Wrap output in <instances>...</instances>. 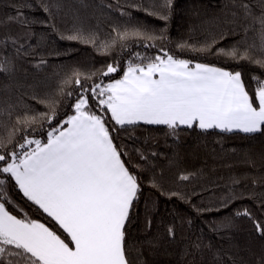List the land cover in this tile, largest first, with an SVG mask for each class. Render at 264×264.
<instances>
[{
  "label": "trees",
  "instance_id": "1",
  "mask_svg": "<svg viewBox=\"0 0 264 264\" xmlns=\"http://www.w3.org/2000/svg\"><path fill=\"white\" fill-rule=\"evenodd\" d=\"M162 2L0 0V68L6 69L0 71V154L22 151L25 137L46 141L47 133L74 113L82 91L75 84L76 73L87 88L105 85L120 79L129 62L146 63L145 58L167 51L193 64L239 71L250 92L252 76L264 78V69L255 63L198 51L213 41L215 48L239 45L241 52L259 43L258 29L246 34L239 17L234 22L232 13L239 9L232 0H172L170 13ZM254 11L259 15L258 7ZM125 31L130 35L120 41L117 32ZM136 31L155 38L131 35ZM71 35L81 38L67 39ZM110 64L117 71L103 75ZM52 106L54 119H41L40 114H51ZM89 107L104 117L125 166L138 178L139 192L125 225L129 264H261L264 235L255 223L264 225V131L182 125L173 133L165 125L143 122L120 127L95 100H89ZM25 115L35 116L36 122L17 124V117ZM185 175L189 179H180ZM0 179L6 181L4 202L11 214L66 237L14 180L6 174ZM169 227L173 237L167 234Z\"/></svg>",
  "mask_w": 264,
  "mask_h": 264
},
{
  "label": "snow or ice",
  "instance_id": "2",
  "mask_svg": "<svg viewBox=\"0 0 264 264\" xmlns=\"http://www.w3.org/2000/svg\"><path fill=\"white\" fill-rule=\"evenodd\" d=\"M160 6L170 13L172 0H163ZM232 6L239 9V13H232L234 22L239 17L246 34L258 29L259 43L248 44L241 52L239 45L215 48L213 41L198 51L247 60L264 69V0H256L255 5L248 0H232ZM254 7L260 9L259 15ZM159 18L167 21L169 16L160 14ZM129 35L127 31L117 32L120 41ZM131 35L155 38L139 31ZM145 59L146 63L129 62L121 79L93 84L91 88L85 87L76 73L75 84L82 91L72 106L74 114L52 128L46 142L25 137L19 146L22 151L0 154L4 162L0 174L14 180L23 196L66 233L62 239L43 223L11 214L4 202L6 181L0 179V264H129L125 225L140 186L137 176L125 166L104 117L90 109V99L96 101L101 112L110 113L111 120L120 127L143 122L165 125L173 133L182 125L225 132L264 131V78L253 75L250 92L239 71L193 64L167 51ZM116 71L110 64L103 75ZM88 92L91 97L86 95ZM55 114L52 106L51 114L42 113L40 118L51 122ZM35 122V116L27 115L16 121L26 126ZM255 228L264 235V225L256 222ZM167 234L173 237L174 229L169 227Z\"/></svg>",
  "mask_w": 264,
  "mask_h": 264
},
{
  "label": "rangeland",
  "instance_id": "3",
  "mask_svg": "<svg viewBox=\"0 0 264 264\" xmlns=\"http://www.w3.org/2000/svg\"><path fill=\"white\" fill-rule=\"evenodd\" d=\"M125 70H126V69H125ZM125 70H124V71H125ZM122 76H123V75H122ZM121 78H122V77H121ZM121 78H120V79H121ZM116 80H118V79H116ZM113 81H114V80H113ZM113 81H110V82H108V83H111V82H113ZM108 83H107V84H108ZM73 114H74V113H73ZM73 114H72V115H73ZM219 130H220V129H219ZM27 139H39V138H36V137H30V138H27ZM39 140H40V139H39ZM46 140H47V139H46ZM44 142H46V141H44ZM31 147H34V145H32ZM38 222H39V221H38ZM40 223H41V222H40Z\"/></svg>",
  "mask_w": 264,
  "mask_h": 264
},
{
  "label": "crops",
  "instance_id": "4",
  "mask_svg": "<svg viewBox=\"0 0 264 264\" xmlns=\"http://www.w3.org/2000/svg\"><path fill=\"white\" fill-rule=\"evenodd\" d=\"M46 226V225H45ZM47 227V226H46Z\"/></svg>",
  "mask_w": 264,
  "mask_h": 264
}]
</instances>
